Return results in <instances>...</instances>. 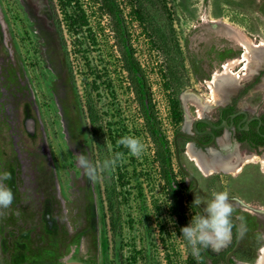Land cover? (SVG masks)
Returning <instances> with one entry per match:
<instances>
[{"label":"rangeland","instance_id":"obj_1","mask_svg":"<svg viewBox=\"0 0 264 264\" xmlns=\"http://www.w3.org/2000/svg\"><path fill=\"white\" fill-rule=\"evenodd\" d=\"M79 1L87 25L76 32L61 12L58 28L51 0H0V173L11 172L12 180L4 183L14 194L12 205L0 209V264L66 260L189 264L181 228L198 215L187 197L188 181L173 180L182 196V222L174 213L156 145L123 68L110 18L98 0ZM164 1L171 19L155 15L147 26L134 14L131 0L119 3L173 156V134L186 114L193 115L194 104L197 113L207 112L188 98L195 93L211 99L206 107L218 102L212 78L226 64L241 80L237 92L250 86L244 93L253 95L251 99L264 95V60L259 64L245 55L234 36L238 31L256 44L264 42V0ZM170 26L177 46L174 53L179 55L163 52L168 50ZM175 59L183 63V69L181 65L174 69L182 77L176 94L166 76ZM259 75L260 82L252 84ZM183 93H191L186 101ZM88 94L101 122L99 131L88 117ZM176 96L181 102L180 121L172 115L171 100ZM126 135L144 144L141 157L117 144ZM116 152L124 154L123 162L94 179L77 162V154L95 164ZM250 174L245 182L261 188L257 183H264L262 177L255 171ZM238 183L231 182L234 190L241 189ZM205 188L206 181H200L198 193ZM243 215L250 223L234 257L236 264H255V250L264 246L257 240L262 232L256 227V215ZM203 250L210 263L214 257ZM260 256L258 264H264V247Z\"/></svg>","mask_w":264,"mask_h":264},{"label":"flooded vegetation","instance_id":"obj_2","mask_svg":"<svg viewBox=\"0 0 264 264\" xmlns=\"http://www.w3.org/2000/svg\"><path fill=\"white\" fill-rule=\"evenodd\" d=\"M261 74H264V70ZM260 79L261 76H257L252 84L260 82ZM249 87L228 94L226 99L216 95L214 99L218 102H212L208 107L206 101L211 99L198 97L194 93L193 98L189 97L188 100L193 99L201 105L204 104L207 112L197 113L198 108L194 104L193 115L190 114L189 117L186 114L183 125L175 130L172 138L171 158L174 162L171 165L175 172L171 174L174 179L188 181L187 197L198 216L204 214L203 209L211 199L212 191H227L229 194L234 208L230 219L236 227L233 229L231 243L221 252H217H224L222 264H227L226 254L238 239L239 230L235 221L246 229L244 234L247 232L250 222L243 215L245 212L257 216L255 221L259 224L256 227L264 234V199L260 198L264 197V183L258 182L257 186L261 188L255 189L252 183L245 182L252 176L250 173L253 171L264 180V95L260 94L258 98L251 99L253 95L244 93ZM184 105L186 106V102ZM196 154L208 162L197 159ZM213 156H219L220 160L214 161ZM200 181H206L203 193H198ZM232 181H238L241 189L234 190ZM215 185L220 188H215ZM194 187L190 197V190ZM194 194L201 200L200 205L194 204ZM244 234L236 252L242 245ZM263 247L256 248L257 259Z\"/></svg>","mask_w":264,"mask_h":264},{"label":"trees","instance_id":"obj_3","mask_svg":"<svg viewBox=\"0 0 264 264\" xmlns=\"http://www.w3.org/2000/svg\"><path fill=\"white\" fill-rule=\"evenodd\" d=\"M100 6L104 13L109 16L111 22V28L114 33L115 44L121 56L123 63V68L127 72L128 80L131 88L135 94L136 100L140 106L142 116L145 120V126L148 134L152 138V141L156 145V155L157 159L161 165L164 177L170 188L173 200L174 213L179 218L180 221L184 222L185 216L182 208V196L178 189L173 186L172 177V158L171 151L167 142V139L162 131L159 118L155 109L153 102V97L151 93V88L149 86L145 71L139 59L135 55V48L131 42V34L128 30L126 19L124 16L123 9L119 3V0H98ZM52 10L58 24V28L61 30V21L63 20L60 16V12L63 14L64 20L66 21L68 27L73 31L78 32L87 25V20L85 12L79 0H51ZM131 6L133 8L134 14L137 16L139 21L147 26V22L152 19V16H158V18H164L166 21L170 18L171 13L167 8L164 0H131ZM167 32V43L168 47L166 51L163 52H173L177 47L173 40V29L172 26ZM170 40V41H169ZM164 50L163 47L160 46ZM178 53V54H177ZM174 55H179V51H175ZM173 60L174 64L170 63L167 68L166 76H168V87L176 94L179 86L182 84V77L175 71L176 66H180L183 69L182 60ZM180 98L178 96L172 97V115L176 120L182 119V110L180 104ZM86 108L91 126L96 131L100 130L101 122L99 121V116L96 112V108L93 102V98L90 94L86 96ZM184 226H186L184 222ZM185 244L189 250V264H197L196 258L191 254V247L185 240ZM214 258L209 263L208 259L204 253L201 252L202 260L200 264H219L224 260V252L217 253L211 249H207Z\"/></svg>","mask_w":264,"mask_h":264},{"label":"clouds","instance_id":"obj_4","mask_svg":"<svg viewBox=\"0 0 264 264\" xmlns=\"http://www.w3.org/2000/svg\"><path fill=\"white\" fill-rule=\"evenodd\" d=\"M118 145L126 148L131 156L141 157L145 146L138 137L126 135L117 140ZM124 154L116 152L103 161L95 164L90 162L83 154H77L78 165L83 168L88 178L94 179L102 172H110L115 169L118 163L123 162ZM12 174L9 171L0 173V209L9 208L14 200V194L10 187L5 185V181H11ZM195 205H200L201 200L195 198ZM203 209L204 214L192 218L191 222L181 228L182 236L191 247V254L200 264L203 249L218 251L228 241L231 240L233 229L236 227L232 219L234 208L230 203L227 191H212L211 199L206 202ZM241 227L240 235L244 234ZM258 241H264V234H257Z\"/></svg>","mask_w":264,"mask_h":264},{"label":"bare ground","instance_id":"obj_5","mask_svg":"<svg viewBox=\"0 0 264 264\" xmlns=\"http://www.w3.org/2000/svg\"><path fill=\"white\" fill-rule=\"evenodd\" d=\"M233 32V31H232ZM235 38L241 42V44L245 48V55L250 54L251 57L255 60H258L259 64H261L264 60V42H260L259 44L254 43L244 34L236 31L234 32ZM241 58V57H240ZM20 69V68H19ZM230 65L226 64L224 66V70L222 72H215L212 78L214 82V92L218 94L222 99H226L228 94L237 92L239 88V82L241 81L239 76L233 75L230 73ZM20 71V70H19ZM19 75V74H18ZM24 76V75H23ZM21 80L22 90L24 94H28L29 90L26 88L25 81L22 77H19ZM28 85V84H27ZM213 86V85H212ZM19 87V86H18ZM17 92V91H16ZM11 94V93H10ZM191 93H183L182 98L186 101L189 97L188 95ZM19 96V95H18ZM17 97V96H16ZM20 98V96H19ZM28 98V97H27ZM193 98V97H192ZM21 99V98H20ZM31 100V99H30ZM193 100V99H192ZM220 100V99H219ZM190 101V100H189ZM196 101V100H195ZM18 102V101H17ZM204 105V104H203ZM4 113V112H3ZM5 114V113H4ZM6 116V115H5ZM12 120V119H11ZM13 123V122H12ZM189 124V118L186 120V125ZM17 125V124H16ZM15 126V125H14ZM15 130V129H14ZM42 144V143H41ZM43 151V150H41ZM41 154V153H40ZM37 156V155H36ZM197 159L208 162L204 157L199 154H196ZM214 161H219V156H213ZM254 160V159H253ZM261 257V256H260ZM262 259V258H261ZM264 260V259H263Z\"/></svg>","mask_w":264,"mask_h":264},{"label":"water","instance_id":"obj_6","mask_svg":"<svg viewBox=\"0 0 264 264\" xmlns=\"http://www.w3.org/2000/svg\"><path fill=\"white\" fill-rule=\"evenodd\" d=\"M194 189H195V187L190 190V193H189L190 197L192 196V193H193ZM235 222L237 223L238 230H239L238 239H237L234 247L226 254V262H227V264H236V261L233 258V255L236 252V250L238 249L240 241H241V237H242V235H240V232H241L240 224L237 221H235ZM232 259H234V260H232ZM60 264H88V263H86L84 261H80V260H66V261H64V262H62ZM255 264H258V259H257V262Z\"/></svg>","mask_w":264,"mask_h":264}]
</instances>
